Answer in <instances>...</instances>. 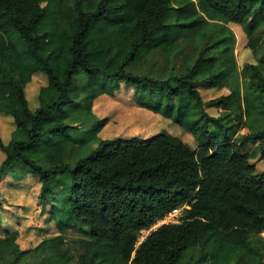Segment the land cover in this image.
Listing matches in <instances>:
<instances>
[{
	"label": "trees",
	"instance_id": "16d2710c",
	"mask_svg": "<svg viewBox=\"0 0 264 264\" xmlns=\"http://www.w3.org/2000/svg\"><path fill=\"white\" fill-rule=\"evenodd\" d=\"M263 13L264 0H0V112L16 125L8 143L0 135V177L17 166L37 175L58 228H90L75 253L65 234L23 249L19 230H7L0 264H30L35 254L38 264H264V170L252 160L264 151V73L240 68L228 25L251 29L256 54ZM149 46L162 52L167 76L129 69ZM40 71L48 83L33 107L25 88ZM79 75L92 98L133 87L141 107L191 132L198 147L162 130L101 139L70 164L64 111ZM199 86L230 92L204 101Z\"/></svg>",
	"mask_w": 264,
	"mask_h": 264
},
{
	"label": "rangeland",
	"instance_id": "374dc122",
	"mask_svg": "<svg viewBox=\"0 0 264 264\" xmlns=\"http://www.w3.org/2000/svg\"><path fill=\"white\" fill-rule=\"evenodd\" d=\"M260 24L263 25V22L261 21ZM228 25L236 34L235 53L240 68L244 69L248 64H256L264 73V65L260 61L264 46H261L255 54L247 45L251 29L235 22ZM129 69L136 72H151L155 76L168 75L166 60L162 52L150 46L146 47L138 59L129 65ZM84 79V75L76 77L75 103L66 107L64 111L73 136V140L68 143L64 152L65 160L70 164L74 165L80 156L96 148L101 139L133 136L147 138L162 130L180 136L192 148L198 147V140L191 132H186L171 119L141 107L135 100L133 87L122 85L121 89L112 96L103 94L92 98ZM47 83L46 74L40 71L35 73L26 85V97L33 107L37 105L40 88ZM199 90L204 101L230 92L228 88L209 89L202 86H199ZM206 110L212 115L223 112L217 105H208ZM104 119H108L104 127L94 133L97 121ZM15 128L13 116L0 112V135L5 143L11 141ZM249 131L250 128L245 127L240 134ZM256 145L257 143H249L246 150L251 152ZM4 158L5 154L0 149V164ZM252 160L258 172L264 170V151L258 152ZM43 164L48 166L46 162ZM40 192L39 177L33 173L24 172L20 166L0 177V236H4L7 230L18 229L20 247L34 249L46 237L65 234L66 246L73 253L77 252L79 240L88 237L90 228L85 224L72 222L66 230L61 231L58 228L56 217L51 216V205L39 201ZM181 214L182 210H178L168 216L166 221H175ZM143 232L141 240L150 231L144 230ZM39 261L40 255L35 254L30 259V264H38Z\"/></svg>",
	"mask_w": 264,
	"mask_h": 264
},
{
	"label": "built area",
	"instance_id": "2783aa9c",
	"mask_svg": "<svg viewBox=\"0 0 264 264\" xmlns=\"http://www.w3.org/2000/svg\"><path fill=\"white\" fill-rule=\"evenodd\" d=\"M163 222H168V221L164 220V221H162V223H163ZM158 224H161V222H159ZM155 226H156V225H155ZM153 227H154V226H153ZM143 234H144V232H143Z\"/></svg>",
	"mask_w": 264,
	"mask_h": 264
}]
</instances>
